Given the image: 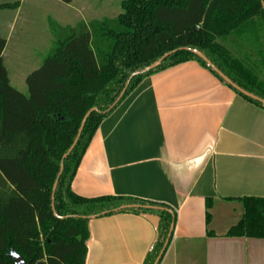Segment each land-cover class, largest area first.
Segmentation results:
<instances>
[{"label": "trees", "instance_id": "1", "mask_svg": "<svg viewBox=\"0 0 264 264\" xmlns=\"http://www.w3.org/2000/svg\"><path fill=\"white\" fill-rule=\"evenodd\" d=\"M120 6L122 12L113 19L72 27L50 23L53 46L26 77L27 95L9 83L2 61L6 41L0 37V264H14L11 254L25 264H84L89 221L115 214L157 219L155 240L142 264H154L160 255L161 261L175 221L170 208L130 197L83 198L72 192L71 182L101 122L144 78L188 61L211 72L185 48L200 51L234 84L264 99V11L259 0H121ZM18 7L2 4L0 10ZM231 36L246 44V54L236 57L217 42ZM175 50L156 70L131 79L115 104L133 73ZM93 108L97 111L63 161L52 201L61 160ZM237 200L243 216L226 237L264 239V198ZM210 205L207 200V210Z\"/></svg>", "mask_w": 264, "mask_h": 264}, {"label": "crops", "instance_id": "2", "mask_svg": "<svg viewBox=\"0 0 264 264\" xmlns=\"http://www.w3.org/2000/svg\"><path fill=\"white\" fill-rule=\"evenodd\" d=\"M219 44L247 53L237 36ZM71 190L170 208L173 232L159 264H264V239L226 237L243 216L237 199L264 198V110L195 61L159 71L101 122ZM155 226L144 215L91 219L84 264H142Z\"/></svg>", "mask_w": 264, "mask_h": 264}, {"label": "rangeland", "instance_id": "3", "mask_svg": "<svg viewBox=\"0 0 264 264\" xmlns=\"http://www.w3.org/2000/svg\"><path fill=\"white\" fill-rule=\"evenodd\" d=\"M18 3L15 10L0 11V36L8 37L2 61L10 85L27 95L26 77L38 69L53 46L49 24L72 27L80 22L113 19L121 12V0H75L64 4L58 0H0ZM227 38L218 39L224 43ZM232 51V47H229ZM260 77L264 79V70Z\"/></svg>", "mask_w": 264, "mask_h": 264}, {"label": "water", "instance_id": "4", "mask_svg": "<svg viewBox=\"0 0 264 264\" xmlns=\"http://www.w3.org/2000/svg\"><path fill=\"white\" fill-rule=\"evenodd\" d=\"M260 3H261V6H262V9L264 11V3L262 0H259ZM184 50L186 51H189L190 53H192L194 56H196L199 60H201L205 66L212 72L214 73L222 82L223 84H225L227 87L231 88L232 90H234L235 92H237L238 94H240L241 96L245 97V98H248L252 101H255L259 104H261L262 106H264V99H261L243 89H241L240 87H238L236 84H234L228 77H226L223 73H221L212 63L211 61L204 55L202 54L200 51L198 50H194V49H188V48H185ZM175 51H172V52H169L165 55H163L160 59H158L156 62H154L153 64H151L150 66L144 68L143 70L141 71H138V72H135L133 73L130 78L128 79L124 89L122 90L121 94L119 95L117 101L115 102V104L123 97L127 87H128V84L129 82L131 81V79L139 76V75H144V74H147L151 71H154L156 70L158 67H160V65L163 63V61L168 58L170 55H172L173 53H175ZM97 109L96 108H93L91 109L90 111L87 112V114L84 116L81 124H80V127H79V130H78V133H77V136L73 142V144L71 145V147L68 149V151L64 154L62 160H61V163H60V172L58 174V177L53 185V188H52V195H51V199L53 201V196H54V192H55V189H56V186H57V182H58V179L62 173V169H63V161L68 157V155L73 151L77 141L79 140V137L82 133V130H83V127L88 119V117L91 115V113L93 112H96ZM141 208V209H145V210H150V209H155V208H152V207H148V206H144V207H138V206H126V207H121L120 209H125V208ZM52 210L54 212V215L56 216L55 214V211H54V207L52 205ZM144 216H148V215H144ZM151 217V216H149ZM154 218V217H152ZM156 220V223H157V219L154 218ZM155 229H156V226H155ZM173 232V224L170 226V230H169V235H168V239L166 241V244L167 242L169 241V238L171 237V234ZM11 257L14 261V264H25V262L18 256L14 255V254H11ZM160 257L161 255L157 258V260L155 261L154 264H158L159 260H160Z\"/></svg>", "mask_w": 264, "mask_h": 264}]
</instances>
